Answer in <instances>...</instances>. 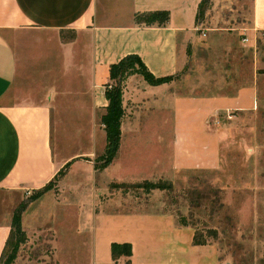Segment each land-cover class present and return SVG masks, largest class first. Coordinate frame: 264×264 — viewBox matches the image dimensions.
Returning <instances> with one entry per match:
<instances>
[{"label":"crops","instance_id":"obj_1","mask_svg":"<svg viewBox=\"0 0 264 264\" xmlns=\"http://www.w3.org/2000/svg\"><path fill=\"white\" fill-rule=\"evenodd\" d=\"M201 1L0 0V194L10 201L27 198L52 183L51 189L23 204L19 225L27 234H49V240L41 243L50 244L56 263L58 232L51 227L52 214H67L70 209L82 218L84 211L81 204L70 206L62 201L61 186L70 179L69 169L79 161L91 167L96 177L106 167L94 170L96 162L89 152L65 155L53 117L91 116L102 111L105 84L110 82L108 66L128 54L137 55L154 77L171 79L148 84L132 74L121 85L120 138L113 160L125 137V166L132 176L125 182L104 183V191L94 178L88 176L85 181L83 176L82 185L74 176L81 186L87 184L85 194L91 196L93 204L87 264H197L199 248L208 250L205 254L211 259L215 255L209 245H193L194 228L180 225L171 213L146 210L147 205L118 211L125 200L109 188L119 183L171 181L180 171L217 169L220 135L214 129V117L256 110L260 75L256 74L255 60L243 84L237 67L232 73L221 69L218 75L208 68L207 58L197 57L201 50L216 45L231 50V43L227 44L230 36L245 34L247 43L255 44L256 35L264 32V0H251L250 24L242 32L234 28L198 30ZM154 10L167 11L168 20L162 24L134 21L136 13ZM191 56L194 74L185 71ZM179 73L188 80H178ZM239 82L227 92H212L213 84ZM188 83L191 89L187 91L182 85ZM141 134L147 139L140 140ZM136 165L144 171L133 173ZM17 205L0 210V254ZM4 206L9 208L10 204ZM111 243H128L130 257L112 261Z\"/></svg>","mask_w":264,"mask_h":264},{"label":"rangeland","instance_id":"obj_2","mask_svg":"<svg viewBox=\"0 0 264 264\" xmlns=\"http://www.w3.org/2000/svg\"><path fill=\"white\" fill-rule=\"evenodd\" d=\"M250 19L251 0H202L197 16L198 30L201 31V27L234 28L242 32L243 28L249 26ZM204 35L203 33L202 37ZM233 37L230 36L231 41L227 43L229 46L231 43V50L227 51L216 45L213 49L202 48L197 57L207 58L211 64L208 68L216 70L218 75L221 69L235 72L237 67L243 84L251 74L254 60L256 74L260 75L257 81L256 110L218 113L213 119L214 129L220 135L218 168L180 171L171 181L158 180L152 183L162 189L133 188L128 185L114 189L125 200L118 208L120 212L138 210L139 206L145 208L147 205L149 208H145L146 210L171 213L178 220L183 218L185 224L191 225L198 238L205 240L215 254L211 259L210 254H205L208 250L202 251L199 248L196 252L197 264H264V32L256 35L255 44L252 45L247 43L245 34ZM232 39H236V43ZM201 42L204 43L205 40ZM192 62L191 56L185 71L192 68ZM126 77L122 79L121 85ZM185 77L183 73H179L177 79L188 80L189 77ZM239 85L240 82L228 86L213 84L212 92H227ZM183 87L187 91L191 89L189 83L183 84ZM101 112L99 110L91 116L62 114L53 117L58 124V140L65 155L89 152L91 159L97 162V157L104 148L103 127L99 123ZM55 137L54 135V139ZM139 139L147 138L145 134H141ZM124 140L125 137L122 138L118 157L96 177L92 175L91 167L79 161L69 169L70 179L61 186L62 201L70 206L81 204L84 211L82 218L70 209L67 214H52L51 227L58 232L55 240L57 263L89 262L88 250L94 222L91 216L93 204L91 196L88 198L89 195L85 194L89 191L87 184L81 186L78 178L82 185L83 176L85 181H88V176L94 178L98 185H102L100 188L103 191L107 187L104 185L106 182L127 181L132 174L128 166H125L127 150ZM136 162H139L138 159ZM140 171L144 170H140L139 165L133 169V173ZM74 176L78 178L73 180ZM75 185H78L77 188ZM28 198L21 196L10 201L0 194V210L8 211L20 202L14 212ZM5 203L10 204L9 208L4 206ZM86 213L89 217L85 216L84 219ZM19 230L20 232L11 228V238L2 264H57L52 259L50 244L41 243L49 240L47 232L27 234L20 226Z\"/></svg>","mask_w":264,"mask_h":264},{"label":"trees","instance_id":"obj_3","mask_svg":"<svg viewBox=\"0 0 264 264\" xmlns=\"http://www.w3.org/2000/svg\"><path fill=\"white\" fill-rule=\"evenodd\" d=\"M202 2V1H201ZM200 2V4H201ZM200 7V5H199ZM168 20V12L164 10H154L148 12L136 13L134 15V21L136 23L143 24H162ZM197 21V19H196ZM138 73L148 84H158L162 82H168L171 79V76H162L154 77L143 65L140 58L135 54H128L120 58L117 62L112 63L108 66V79L109 81H114L112 83H106L104 88V97L106 99V105L104 106L102 112L99 115V123L102 124L103 133H104V149L103 153L97 157V166L94 164V170L100 171L107 167L113 158L116 155L118 145H119V121L122 116V107H121V81L124 77ZM125 185L131 186L133 188H153V189H162L157 184H152L149 182H142L136 184H111L110 189H120ZM52 183L49 182L43 188L38 191H35L30 197L29 200H34L38 198L42 193L51 189ZM23 206V205H22ZM22 206L18 207L12 214L10 231L7 239L5 240L4 246L0 254V264L4 258L5 252L9 246V241L11 238V228H15L16 231H19V213L22 209ZM180 225L186 226L185 220L180 218L178 220ZM207 242L205 240L199 239L197 233H194L193 245L195 246H204ZM109 253L112 261L123 257L128 259L131 255L130 245L128 243H111L109 245ZM125 261V263H127Z\"/></svg>","mask_w":264,"mask_h":264}]
</instances>
